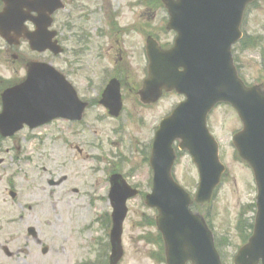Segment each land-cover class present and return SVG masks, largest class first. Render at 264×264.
<instances>
[{"label":"water","instance_id":"water-1","mask_svg":"<svg viewBox=\"0 0 264 264\" xmlns=\"http://www.w3.org/2000/svg\"><path fill=\"white\" fill-rule=\"evenodd\" d=\"M252 0H163L177 33L174 46L161 51L147 43L148 79L140 92L141 100L154 103L162 90L185 96L172 114L159 126L151 149L152 188L146 205L157 210L156 226L165 245L166 264H221L211 232L203 219L192 214L190 197L173 181L172 145L187 150L199 175L195 203L205 205L212 199L224 167L217 158V144L209 136L205 119L217 103L229 104L243 125L233 144L239 157L253 171L257 187L253 233L239 249L234 264H264V92L245 88L232 65L231 46L239 39L242 13ZM0 33L6 27L0 21ZM43 35L48 34L43 30ZM38 51L53 45L47 39L29 36ZM34 95L35 98H27ZM102 104L113 116L120 110L118 86L111 83L103 93ZM83 105L69 85L47 65H32L25 84L7 90L2 96L0 133L10 135L23 123L39 126L52 118L79 119ZM121 176L111 179L109 200L112 207L110 234L111 264L122 255V224L127 214L125 203L134 197Z\"/></svg>","mask_w":264,"mask_h":264},{"label":"flooded vegetation","instance_id":"flooded-vegetation-1","mask_svg":"<svg viewBox=\"0 0 264 264\" xmlns=\"http://www.w3.org/2000/svg\"><path fill=\"white\" fill-rule=\"evenodd\" d=\"M109 1L0 0V14L6 5L8 9V15L4 17V37L0 36V65L8 64L11 73L10 80L0 79V95L26 79L30 64L47 63L73 86L79 99L87 103L79 123L56 119L45 126L24 125L18 133L7 138L0 135V264H60L62 245L59 239L63 235L45 230L43 225L48 226L51 221H42L39 215H51L57 222H60L61 212L67 215L69 211L73 216L72 203H76V196L82 192L83 199L92 204L93 197L88 192L96 186L105 190L99 200L107 205L109 180L113 175H122L119 155H111L110 162L92 170L96 184H88L86 188L83 177L69 171V163L73 160L59 154L61 144L55 140L61 133L60 124L85 125L92 108L101 110L95 111V116L107 115L100 106V96L111 80H117L123 91L127 86L126 78L122 77L125 72L129 71L133 81L134 77L138 79L139 73L132 66L134 53L119 47L145 46L149 42L166 49L171 47L175 38V34L166 29L169 17L161 0H127L117 7ZM52 7L55 11L50 15L49 30L54 33L52 42L62 49V53L56 55L32 50L28 39L43 26L41 12ZM159 13L163 16L159 17ZM36 43L40 46L37 37ZM96 45L100 46L99 52L91 55L92 47ZM87 52V57L92 58L86 89L93 91L98 85L94 100L83 98L71 79V73L78 71V58ZM143 55L145 57V50ZM128 91L135 92L132 88ZM64 144L68 150H74L77 157L85 158L79 146ZM97 173L102 174L101 180ZM95 221H99L103 228L101 239L94 240L96 251H99L90 264H109L110 217L105 212L95 217ZM87 247L85 243L77 248L86 251ZM75 253L68 264H88L83 253L78 257Z\"/></svg>","mask_w":264,"mask_h":264},{"label":"rangeland","instance_id":"rangeland-1","mask_svg":"<svg viewBox=\"0 0 264 264\" xmlns=\"http://www.w3.org/2000/svg\"><path fill=\"white\" fill-rule=\"evenodd\" d=\"M109 2L113 7H117L125 4L127 0H110ZM158 16L162 17L163 13H159ZM244 32L248 39L245 46L238 48L234 53L235 62L239 65L242 78L248 85L264 89V0H260L258 5L250 10ZM119 48L123 51L127 50L128 53L131 51L134 53L132 66L136 67L139 73L137 74L138 79L134 77V81L129 71L122 75L123 79L126 78L127 86H124L122 91L123 111L121 115L116 120H109L102 115L95 117V111L101 112V110L98 107L92 108L85 125L71 127L60 124L61 133L56 137L57 139H53L61 144L59 154L67 155L73 160V163H69V171L82 176L86 181V188L88 184H96L93 180L94 167H102L106 162H110L111 155H119V160L122 161L121 173L130 183L137 185L140 191L137 198L128 202V215L122 236L124 258L121 264H156L157 256L154 251L157 247L148 244V241L154 240L152 237L157 235L156 212L146 206L144 199L151 188L152 174L148 162L150 145L159 121L182 102L183 98L174 93H167L156 104L142 105L135 93L140 89L142 81L146 79L147 61L143 55L144 46L140 44L131 46V48L126 46ZM99 49L100 46H93L90 54L98 53ZM88 53L78 58L79 63L76 67L78 71L71 73V79L74 85L79 87L83 98L94 100L98 85L94 86L93 91L86 89L89 62L92 58L87 57ZM128 57L131 56L128 55ZM8 68V64L0 65V79L3 81L10 80L11 73ZM128 88L134 89L135 92L128 91ZM82 90L85 92L83 93ZM207 125L219 145L218 156L226 168V174L222 178L213 201L206 207H196L195 210L205 218L216 243L222 248L224 263L232 264L233 257L243 245L242 236L249 233L246 228L248 223L254 221L255 183L251 169L239 159L232 144V137L241 129V123L232 108L225 105L216 107ZM52 128L55 129V127ZM64 142L67 145L73 143L79 146L85 158L77 157L74 150H68L65 144L63 145ZM96 175L99 180L102 179L101 173ZM172 177L192 198L194 197L198 182L197 172L186 153L176 156ZM92 190V204H88V201L83 199L82 192L76 196V203H72L74 205L72 207L74 210H71L73 216L69 211L67 215L61 212L60 222H57L51 215H39L42 221H51L48 226L43 225L45 230H54L55 234L58 231L63 235L59 239L62 245L60 264H68L74 252L80 254L77 248L78 243L92 245L87 251L88 258L92 261L96 259L99 250L95 251L94 255L93 251L97 246L95 243L89 244L88 242L89 238L100 240L103 227L99 221L98 224L94 223L93 219L108 212V206L104 201L98 200L105 195V190L97 186L92 187ZM54 205L57 204L54 203ZM251 205L254 206L253 210ZM243 211L245 214L242 216L243 219H240ZM83 227L88 230V233L82 235L80 241L77 232ZM239 228L243 230L240 231Z\"/></svg>","mask_w":264,"mask_h":264},{"label":"trees","instance_id":"trees-1","mask_svg":"<svg viewBox=\"0 0 264 264\" xmlns=\"http://www.w3.org/2000/svg\"><path fill=\"white\" fill-rule=\"evenodd\" d=\"M246 228H247V231H251L252 225L251 224H248ZM239 230L242 231L243 228H239ZM242 237H243V243H244L247 240V238L249 237V233L247 235H243ZM216 248H217L219 254L222 257V248L217 243H216Z\"/></svg>","mask_w":264,"mask_h":264}]
</instances>
